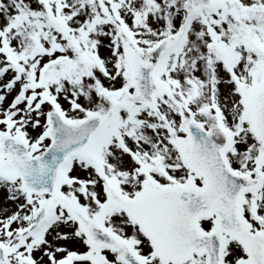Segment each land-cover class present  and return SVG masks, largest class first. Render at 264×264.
<instances>
[{"label":"snow or ice","instance_id":"1","mask_svg":"<svg viewBox=\"0 0 264 264\" xmlns=\"http://www.w3.org/2000/svg\"><path fill=\"white\" fill-rule=\"evenodd\" d=\"M0 264H264V0H0Z\"/></svg>","mask_w":264,"mask_h":264}]
</instances>
